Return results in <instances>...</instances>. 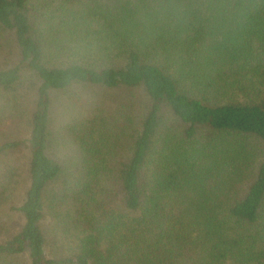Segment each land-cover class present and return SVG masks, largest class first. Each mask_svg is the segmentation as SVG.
Returning <instances> with one entry per match:
<instances>
[{
	"label": "trees",
	"instance_id": "obj_1",
	"mask_svg": "<svg viewBox=\"0 0 264 264\" xmlns=\"http://www.w3.org/2000/svg\"><path fill=\"white\" fill-rule=\"evenodd\" d=\"M0 264H264V0H0Z\"/></svg>",
	"mask_w": 264,
	"mask_h": 264
},
{
	"label": "rangeland",
	"instance_id": "obj_2",
	"mask_svg": "<svg viewBox=\"0 0 264 264\" xmlns=\"http://www.w3.org/2000/svg\"><path fill=\"white\" fill-rule=\"evenodd\" d=\"M31 85V82H30ZM27 91L29 92L30 90V86L29 83L27 82ZM80 92L79 94H81L82 99L81 102L84 101L85 103H90L91 100H94L95 103L103 105V107H105L106 109L109 107L114 106V102H116V99L114 98L116 95H122L124 96V94H128V93H121V92H110V91H106V90H101V89H97V88H91V87H81V89H79ZM111 95V98L108 99ZM108 99V100H105ZM61 100H57L56 104L54 105V110H53V120H52V125L50 127V131L51 134L54 137V147L56 148V150H61V152H59L60 155L65 153V143L67 145H69V140L65 141V139H69L68 136H65L64 132H67L66 129V124L74 121L73 118H75L74 115H76L77 111L76 108H72L70 111L68 110L66 113L67 115H63V110L61 109ZM64 100V99H63ZM78 102V101H76ZM118 105V103H117ZM94 114H96V117H105L104 115H99L98 112H95ZM102 114V113H100ZM73 117V118H71ZM111 121L108 120L106 123H104L102 125V127H106V124H109ZM17 132V131H16ZM19 139H22L23 137L20 135ZM18 139V138H17Z\"/></svg>",
	"mask_w": 264,
	"mask_h": 264
}]
</instances>
